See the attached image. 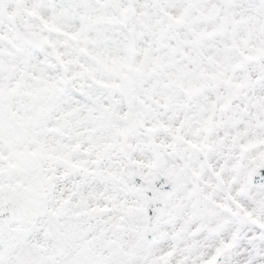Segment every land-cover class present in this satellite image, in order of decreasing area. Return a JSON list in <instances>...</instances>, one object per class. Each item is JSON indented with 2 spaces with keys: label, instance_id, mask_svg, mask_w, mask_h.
<instances>
[{
  "label": "snow or ice",
  "instance_id": "1",
  "mask_svg": "<svg viewBox=\"0 0 264 264\" xmlns=\"http://www.w3.org/2000/svg\"><path fill=\"white\" fill-rule=\"evenodd\" d=\"M0 264H264V0H0Z\"/></svg>",
  "mask_w": 264,
  "mask_h": 264
}]
</instances>
